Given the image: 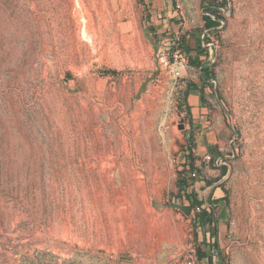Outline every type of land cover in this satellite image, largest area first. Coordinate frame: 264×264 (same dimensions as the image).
<instances>
[{"label":"rangeland","instance_id":"374dc122","mask_svg":"<svg viewBox=\"0 0 264 264\" xmlns=\"http://www.w3.org/2000/svg\"><path fill=\"white\" fill-rule=\"evenodd\" d=\"M0 264H264V0H0Z\"/></svg>","mask_w":264,"mask_h":264},{"label":"trees","instance_id":"16d2710c","mask_svg":"<svg viewBox=\"0 0 264 264\" xmlns=\"http://www.w3.org/2000/svg\"><path fill=\"white\" fill-rule=\"evenodd\" d=\"M208 13L205 15L206 17V29L209 31L205 34V37L202 35L198 37V44L195 49H192L188 46H183L182 51L184 53H188L189 55L192 54V52L195 50L197 51L198 55L201 56L207 48L204 47V44L206 42H211V33H217L220 32V29L218 28L221 25V22L219 19H225L223 16H216V13L219 11L217 7L210 6L207 8ZM214 16V17H213ZM192 57V56H191ZM193 65H199L202 69V74H203V80L204 81H211L214 79V74L209 70L210 63H201V62H196L193 58L190 60ZM190 89H193L192 87ZM195 146H190L189 150L195 152ZM193 167V166H192ZM226 168V167H224ZM188 181V182H187ZM185 180L183 182V188H194L196 187L195 183L198 180V178H193L190 175V178ZM188 198L190 200V204L185 210L187 211L188 214H191L194 218V222L196 225L202 226L203 228L208 227V233L206 234L208 237V240L212 237V239H216L218 235V230L220 228V221L218 214L216 212V204L212 201L205 200L197 190H194L192 194H188ZM197 207H200V211L197 209ZM209 245L211 243H208ZM215 249V247H213ZM208 257V254L204 251H198V258L200 261H203L205 258Z\"/></svg>","mask_w":264,"mask_h":264},{"label":"built area","instance_id":"2783aa9c","mask_svg":"<svg viewBox=\"0 0 264 264\" xmlns=\"http://www.w3.org/2000/svg\"><path fill=\"white\" fill-rule=\"evenodd\" d=\"M214 17V16H213ZM225 18V17H224ZM219 21L221 22V25L225 22L224 19H219ZM221 25L218 27L220 29ZM209 30L206 29V32H204L202 34L203 37H205V34L208 32ZM204 47H207V44H204ZM203 160L206 164V166L208 167L210 164L213 165V166H217V167H220L224 164L222 158L220 156H217V155H211V154H205L203 156ZM190 175L193 177V178H198V174L196 171L194 172H191ZM197 209L200 211V207H197Z\"/></svg>","mask_w":264,"mask_h":264},{"label":"bare ground","instance_id":"6f19581e","mask_svg":"<svg viewBox=\"0 0 264 264\" xmlns=\"http://www.w3.org/2000/svg\"><path fill=\"white\" fill-rule=\"evenodd\" d=\"M79 4V3H78ZM87 9H88V7H87ZM73 18V20H70L69 21V25H70V27L72 28V26H75V28L77 29V32L78 33H81L82 31H83V33H84V35L85 36H87V35H89L91 32H90V28H89V25L88 26H84V27H82V25H81V15H80V13H79V11L77 12V13H75L74 14V16L72 17ZM83 19V18H82ZM89 21V20H88ZM85 22V21H84ZM89 22H91V21H89ZM90 24V23H89ZM69 27V28H70ZM70 28V29H71ZM92 28V27H91ZM75 30V29H74ZM96 30V29H95ZM72 31V30H71ZM88 37V36H87Z\"/></svg>","mask_w":264,"mask_h":264},{"label":"crops","instance_id":"0c3cea01","mask_svg":"<svg viewBox=\"0 0 264 264\" xmlns=\"http://www.w3.org/2000/svg\"><path fill=\"white\" fill-rule=\"evenodd\" d=\"M205 182L204 181H197L196 183H195V185L197 186L198 184H201V185H203ZM223 202V198H222V196H221V198H220V201H219V203L221 204Z\"/></svg>","mask_w":264,"mask_h":264},{"label":"water","instance_id":"95a60500","mask_svg":"<svg viewBox=\"0 0 264 264\" xmlns=\"http://www.w3.org/2000/svg\"><path fill=\"white\" fill-rule=\"evenodd\" d=\"M182 129L185 127V125L184 124H181V126H180Z\"/></svg>","mask_w":264,"mask_h":264}]
</instances>
